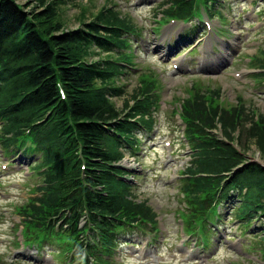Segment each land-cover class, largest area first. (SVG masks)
Returning a JSON list of instances; mask_svg holds the SVG:
<instances>
[{
	"label": "trees",
	"instance_id": "obj_1",
	"mask_svg": "<svg viewBox=\"0 0 264 264\" xmlns=\"http://www.w3.org/2000/svg\"><path fill=\"white\" fill-rule=\"evenodd\" d=\"M76 1L0 0V143L7 153L32 157L39 180V195L19 207L27 240H57L109 264L119 234L158 226L157 212L139 200L141 186L115 163L139 151V134L154 128L161 94L145 72L117 106L112 97L126 94L122 61L133 62L125 48L137 27L107 0L96 11L79 4L80 25L69 28L63 5ZM217 3L166 0L161 13L186 19L201 4ZM261 55L252 66L264 68V49ZM189 92L181 102L192 150L181 183L192 207L188 223H204L215 201L237 203L236 216L250 223L264 215V165L247 156L255 146L264 159V113L241 95L229 102L221 87L191 84Z\"/></svg>",
	"mask_w": 264,
	"mask_h": 264
},
{
	"label": "rangeland",
	"instance_id": "obj_2",
	"mask_svg": "<svg viewBox=\"0 0 264 264\" xmlns=\"http://www.w3.org/2000/svg\"><path fill=\"white\" fill-rule=\"evenodd\" d=\"M27 1L18 0L21 3ZM110 1L134 21L139 28L137 34H140L131 36L135 65H125L126 73L120 80L126 85V94L112 99L121 108L124 98L137 86L140 74L145 72L153 73L161 94L155 129L142 139V150L136 160L128 154L123 160L137 173L133 181L141 186L139 200L147 199L157 212L159 231L153 243L150 241L151 230L124 236V240L138 244L121 242L112 254L111 264H264L260 248L264 242L255 235L262 232L257 227L263 224L264 217L254 222L252 230L246 231L242 225L237 226L239 222L232 213V202L218 207L222 218L211 232L212 243L206 245L208 248L202 247V241L199 243L201 236L197 233L194 236L184 233L179 212L186 217L185 213L192 207L185 206L187 199L179 190L182 187L179 176L188 159V148L181 137L180 121L172 115V111L181 107L182 100L190 95V85L196 80L203 86L221 87L223 97L229 102H236L241 95L249 105L264 113V79L253 76L254 66L249 59L259 52L262 56L261 50L264 49V0H218L216 7L223 16L214 15L209 19L204 15L206 32L198 46L191 50L186 43L165 55L156 43L179 45V35L184 32L180 22L175 26L173 23L163 24L161 14L157 15L162 0ZM106 3L107 0H77L63 5L68 27L80 25L77 18L79 4L89 5L96 11ZM188 34L194 38V28ZM140 37L154 43L146 49L144 43H139ZM215 58H219L217 65L209 63ZM176 64L180 70L175 69ZM247 156L264 163L255 146ZM13 157L16 159L4 157L0 151V264H67L59 256L61 248L53 242L45 244L42 250L35 245L28 248L18 244L16 224L20 216L16 208L27 203L38 178L24 165L29 166L32 157L20 152L10 158ZM19 159L25 163L21 164ZM4 163L7 168L3 167Z\"/></svg>",
	"mask_w": 264,
	"mask_h": 264
},
{
	"label": "bare ground",
	"instance_id": "obj_3",
	"mask_svg": "<svg viewBox=\"0 0 264 264\" xmlns=\"http://www.w3.org/2000/svg\"><path fill=\"white\" fill-rule=\"evenodd\" d=\"M180 42H177V43H179V45L181 44V43H183V40H179ZM152 42H148V45H150ZM178 44H175L174 46H172V47H167V51H165L166 53H163L164 55L165 54H168V53H170V52H172L171 50L173 49V48H175L176 46H177ZM157 47H159V50L160 51H163V50H161L162 48L160 47V45H157ZM162 54V55H163Z\"/></svg>",
	"mask_w": 264,
	"mask_h": 264
}]
</instances>
